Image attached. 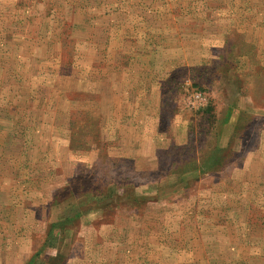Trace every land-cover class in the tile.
Segmentation results:
<instances>
[{
    "label": "rangeland",
    "instance_id": "374dc122",
    "mask_svg": "<svg viewBox=\"0 0 264 264\" xmlns=\"http://www.w3.org/2000/svg\"><path fill=\"white\" fill-rule=\"evenodd\" d=\"M0 264H264V0H0Z\"/></svg>",
    "mask_w": 264,
    "mask_h": 264
}]
</instances>
